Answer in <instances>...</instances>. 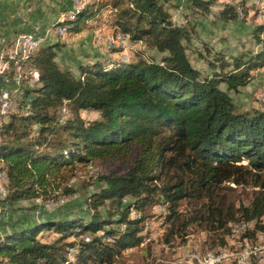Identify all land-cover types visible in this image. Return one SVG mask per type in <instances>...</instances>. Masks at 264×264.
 Here are the masks:
<instances>
[{
    "label": "trees",
    "instance_id": "1",
    "mask_svg": "<svg viewBox=\"0 0 264 264\" xmlns=\"http://www.w3.org/2000/svg\"><path fill=\"white\" fill-rule=\"evenodd\" d=\"M169 1L113 3V29L145 41L160 53L159 61L114 57L81 66L77 76L56 61L60 43L22 54L39 70L40 82L26 90L33 96L29 110L18 104L0 117V169L8 176L4 201L47 195L65 170L95 158H127L134 148L138 154L127 168L99 176L103 185L89 196L88 217L47 219L0 235V264H116L144 242L146 208L161 199L169 211L167 242L196 223L214 232L218 248L211 251L228 244L235 221L255 220L256 231L264 232V109L239 111L230 94L264 68V23L256 32L260 51L232 62L224 53L214 60L204 55L213 73L203 74L188 55L194 28L172 20ZM214 2L191 0L192 12L210 13ZM107 4L94 0L61 24L82 32ZM220 16L238 19L237 6L228 2ZM63 107L69 110L65 121ZM82 112L99 117L86 120ZM227 183L252 184L251 202L227 204L221 194ZM184 202L192 205L185 212L179 210ZM52 230L60 235L54 241L39 237ZM73 235L79 239L71 241Z\"/></svg>",
    "mask_w": 264,
    "mask_h": 264
},
{
    "label": "rangeland",
    "instance_id": "2",
    "mask_svg": "<svg viewBox=\"0 0 264 264\" xmlns=\"http://www.w3.org/2000/svg\"><path fill=\"white\" fill-rule=\"evenodd\" d=\"M93 1L85 0L81 3L82 6L79 11L73 10L70 14L74 12L76 16L78 12L89 4H92ZM99 1L108 4L99 10V14H97L94 21L88 23L85 28V30H94L92 44L100 51L95 60L86 57V53H81L84 43L80 42L82 39H80V36H76L77 32L68 31V27L65 24H59L65 20L75 18V16L74 18H68L66 15L73 7L71 0H13L14 3L18 4L21 2V4L18 9L20 11L18 13H11V15L16 16L19 21L23 22L21 26L31 25V28L35 31L29 33L33 36L48 33L50 35H48L49 41L47 40V42L50 44L60 43L62 48L57 51L56 61L63 70H70L77 76L81 74V66L91 65L95 62L114 57H120L129 61H137L140 58L149 61L160 60V53L155 48L149 47L145 41L134 42L131 40L129 34L113 29L114 26L112 24L118 18V12L115 10L113 3L118 0ZM261 1L215 0L212 5V11L204 14L192 12L191 0H171L166 3V6L171 13L172 20L176 24L193 26L194 30L191 31L192 43L188 46L190 61L195 67L203 71V74H210L213 73V70L209 65L208 58H203L204 55L209 57L210 60H214L218 52L224 53L226 60L232 62L235 56L248 52L254 54L263 48L262 42H259L256 36L258 27L264 23V6L261 5ZM228 2H232L237 6V9L240 8L242 10L238 11V13L240 12L238 19H225L220 16V12ZM126 6L127 3L121 4L118 9L121 10L122 7ZM241 14L243 18H241ZM6 22H1L3 24L0 25L5 27L7 25L5 24ZM63 26L66 31L62 28ZM24 34L14 35L15 37L5 35L3 40L9 43L11 40L19 38ZM77 34L79 35L81 32ZM120 35L127 37V40L118 39ZM0 36H4V34L0 33ZM262 38H264V32L262 33ZM65 49L67 50L66 53ZM70 49L78 55H75L76 59L72 60L73 64L66 63L63 60L67 56V52L71 53ZM208 49L212 51L211 54H209ZM11 50H13L12 53ZM13 52L16 56L14 55L12 58ZM64 53L65 55H63ZM200 54H202V57ZM62 56H64L63 59ZM1 57L3 58H1L2 73L3 71L14 72L12 75L17 76L18 74H23L22 76H27L28 80V76L32 72V67L24 62L28 56L22 55L11 48L10 50L3 51ZM218 62L220 64V61ZM33 70L37 69L33 67ZM259 70L258 72H254L251 82L240 87L238 92H230L239 111H253L255 108L264 109V99H261L264 89V68ZM222 86L226 88L225 84ZM259 99H261V102H258ZM64 108L66 107L61 109V114ZM66 110L65 118L61 119V121H65L69 115V110L67 108ZM82 116L86 120H92L98 118L99 114L97 112H82ZM137 154L138 150L134 148L131 155L127 158H95L86 165L78 164L73 170H65L64 176L61 177L63 179L54 181L47 195L42 194L36 198L22 199L12 204L4 201L8 195V176L0 169V235L4 236V234L10 233L13 230L41 223L47 219L75 216L88 217L89 196L103 185L99 181V176L127 168L136 158ZM69 188H72L74 192L70 193L68 191L67 193ZM255 190L256 188L249 183L242 185L227 183L224 185L221 194L227 204L235 203L236 207H239L241 203L247 205L251 202ZM161 200L156 201V203L154 202L153 205H149L146 208L145 212L148 215L144 231L146 240L140 246L125 251L117 259L116 264H158L159 262L199 264L198 259L205 260L207 257L208 254H205V252L218 248V245H213L214 232L204 229L197 223L189 226L185 232L173 234L170 237V241L167 242L166 234H168L170 227L169 223L166 222V214L169 211L167 205ZM190 207H192L191 204L184 202L180 205L179 210L185 212ZM132 214L136 215L135 212H132ZM238 215L240 214L237 213L236 216ZM59 236V233L53 230L39 234V237L44 241H54ZM232 237L233 235H231L228 244L222 249L234 254L241 249L236 248V242L240 238L236 239ZM76 238L78 237L73 235L70 240L73 241ZM222 249L216 250L215 254L222 253ZM73 252L71 251L70 253V259L73 258ZM224 262L226 264H235L233 257Z\"/></svg>",
    "mask_w": 264,
    "mask_h": 264
},
{
    "label": "bare ground",
    "instance_id": "3",
    "mask_svg": "<svg viewBox=\"0 0 264 264\" xmlns=\"http://www.w3.org/2000/svg\"><path fill=\"white\" fill-rule=\"evenodd\" d=\"M261 5L264 6V0L261 1ZM81 6L82 5L80 4L76 8V11H79L81 9ZM237 10L242 11V10H240V8H238ZM67 16H68V18H74L75 14L73 12L72 14H68ZM62 28L64 29V31H66L64 26ZM44 35L48 36L49 34L45 33ZM44 35L33 36L31 34V41H33V43H30V45H29V52H28V42H23L25 34L21 35L19 38H15L14 40H11V42H9V43H6L5 40H3V42L0 44V74H2L1 69H2V59H3L2 57L3 56L1 57V55H2L3 51L10 50L11 48L15 49L16 44H19L18 50H16L17 52H20L21 54H32V53L36 52L40 47H42L43 45H45L47 43V40H42V39H44ZM116 43H118V42L116 41ZM12 51L13 50H11V53H12ZM14 55L15 54L13 52L12 58L14 57ZM17 65H19V64H17ZM15 70H16V68H15ZM22 72H24V71H22ZM22 75L18 74V76L13 75L11 77L5 76L3 79H0V92H7V89H9L10 84L13 83L14 80H20V88L17 89V96L14 97V101H9V96L0 97V117L5 116L7 114H10L14 110V107H16L18 104H23L24 110H25V108L27 110H29L30 101L32 100L33 96L32 95H31L32 97L28 96L26 90L33 88L39 84L40 73L38 76V75H32V72H31V74L28 76V80H27V76L24 77ZM66 112H67V110L63 109V113H62L63 119L65 118ZM236 225H243V221L236 222ZM250 231H255V224H248V230H243V237H249V244H253L250 247H247L248 246V239L247 238H240V240L238 242H236V248H241L238 252L231 254L229 252L224 251L221 248L223 250L222 253H216V255H218V261H212V254H208L207 257L205 258V260H199L198 259V263L199 264H223V263H225L224 262L225 260H229L230 258H232V257L227 258V255H254V253H260L261 251L264 250V232L258 231V232H262V236H263V238L258 239V236H250ZM231 232H232V235L234 238H238L242 234V227H235L234 229H231ZM251 237H254V238H251ZM232 245H234V244H232ZM233 258H234L235 264H252L251 262H248L247 260L242 259V256H235ZM207 261H210V262L208 263Z\"/></svg>",
    "mask_w": 264,
    "mask_h": 264
},
{
    "label": "crops",
    "instance_id": "4",
    "mask_svg": "<svg viewBox=\"0 0 264 264\" xmlns=\"http://www.w3.org/2000/svg\"><path fill=\"white\" fill-rule=\"evenodd\" d=\"M21 2L18 4L14 3L13 0H0V24H3L1 22L7 21L5 24H7L5 27L3 25H0V33L4 34V36H16L18 34L22 33H29V32H34L33 28L30 26H21L23 22L19 21L16 16L11 15V13H18V10L20 8ZM12 5V6H11ZM10 13V14H8ZM70 13H67L68 15ZM5 15V16H2ZM11 15V17H10ZM18 15V14H15ZM4 24V25H5ZM50 35V34H49ZM93 35H94V30L93 29H86L85 31L81 32V34H77L76 36H80V42L84 43L83 48L81 49V53H86V57H90L92 60L97 59L100 51L97 50L95 45L92 44L93 42ZM14 36V37H15ZM49 37V36H48ZM68 50V48H67ZM65 49V53L67 51ZM71 53L67 52V56L63 59L64 56H62V59L66 63H72V60L76 59L77 55L76 53L71 50ZM65 53L63 55H65ZM78 56V55H77ZM61 60V59H60ZM73 64V63H72ZM260 70H256L258 72Z\"/></svg>",
    "mask_w": 264,
    "mask_h": 264
},
{
    "label": "built area",
    "instance_id": "5",
    "mask_svg": "<svg viewBox=\"0 0 264 264\" xmlns=\"http://www.w3.org/2000/svg\"><path fill=\"white\" fill-rule=\"evenodd\" d=\"M84 1L85 0H71L73 7L69 10V13H71V11H73V10H76V8L81 3H83ZM241 18H243L242 14H241ZM4 38H5V36H0V44L3 42ZM119 39L127 40V37L120 35ZM42 40H48V36L44 35V39H42ZM23 42H28V52H29V45H30V43H33V41H31V33H25V37H24ZM103 42L107 43L106 41H103ZM18 46H19V44H16L15 50H18ZM32 75H38L39 76V70H33V67H32ZM19 88H20V80H14V82L10 84L9 89H7V92H0V97L9 96V101H14V97L17 96V89H19ZM261 99H264V89H263V96L261 97ZM261 99H259L258 102H261ZM15 108L16 107H14V109ZM2 177H3V172H2ZM74 195H76V194H74ZM248 224H255V231H250V236H258V239L263 238L262 232L256 231V221L255 220H243V225H236V221H235V222L231 223L230 229H234L235 227H242V234L238 238H247L248 239V246L247 247H250L253 244H249V237H243V230H248ZM238 238H236V239H238ZM205 254H212V261H218V255L215 254V251H208V252H205ZM235 256H242V259L247 260L248 262H251L252 264H264V250L261 251L260 253H254V255H227V258L235 257ZM207 262L209 263L210 261H207Z\"/></svg>",
    "mask_w": 264,
    "mask_h": 264
},
{
    "label": "water",
    "instance_id": "6",
    "mask_svg": "<svg viewBox=\"0 0 264 264\" xmlns=\"http://www.w3.org/2000/svg\"><path fill=\"white\" fill-rule=\"evenodd\" d=\"M59 24H61V23H59Z\"/></svg>",
    "mask_w": 264,
    "mask_h": 264
}]
</instances>
